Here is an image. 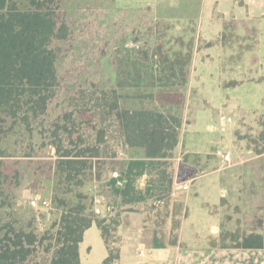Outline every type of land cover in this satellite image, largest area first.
<instances>
[{
	"label": "trees",
	"instance_id": "1",
	"mask_svg": "<svg viewBox=\"0 0 264 264\" xmlns=\"http://www.w3.org/2000/svg\"><path fill=\"white\" fill-rule=\"evenodd\" d=\"M68 1L72 0H0V264H34L44 243L45 252L53 249L50 264H80L78 246L83 233L93 225L100 229L107 247L103 264H117L120 250L113 246L116 241L111 239V232L121 224L116 222L112 229L104 218L93 217L90 196L76 190L87 176L100 181L103 173L98 166L107 164L103 162L107 157L100 153V146L106 143L105 130H95V115H102L100 124L112 121L123 145L141 150L148 161L128 162V172H121L110 182L116 191V183L125 180L126 194V177L140 178L146 163L172 159L178 145L181 119L162 109L179 107L185 96L179 91H152L158 88L154 85L159 82L158 69L147 64L149 52L138 45L139 34L154 32L157 23L153 10L146 7L129 20L131 12L111 13L102 0L92 2L98 5L81 0L77 7ZM158 47L160 52L155 50L151 56L153 60L159 53L155 65L169 64ZM189 64L190 54L168 66L170 71L180 67L183 86L188 80L184 69ZM143 89H151L147 98L154 97L161 109L125 107L124 103L135 100L136 93ZM78 122L95 131L92 144L80 136L73 138L77 133L70 125L75 128ZM235 135L247 142L253 154L243 165L241 195L246 171L252 178L258 176L264 199V130L259 133L260 144ZM40 145L54 149L59 183L64 186L52 198L58 221L44 232L34 219L18 224L10 210L13 197L7 192L21 183L18 162L34 157ZM3 159L14 161L9 166L12 173ZM112 164L108 162V166ZM241 204L251 212L244 211L236 229L225 235L232 246L221 248L264 250V204L251 206V201L243 197ZM235 210L240 213V207ZM179 226L175 242L170 229L171 245L178 242Z\"/></svg>",
	"mask_w": 264,
	"mask_h": 264
},
{
	"label": "rangeland",
	"instance_id": "2",
	"mask_svg": "<svg viewBox=\"0 0 264 264\" xmlns=\"http://www.w3.org/2000/svg\"><path fill=\"white\" fill-rule=\"evenodd\" d=\"M84 1V0H83ZM85 3H99V0H85ZM105 9L111 13L116 11L131 12L129 20L138 11L150 7L154 12L156 25L154 32L139 34V46H145L149 52L147 64L158 69L154 85L158 88L153 92H182L185 96L179 107L167 106L162 111L179 116L181 127L178 131V140L185 149L199 151L208 155L201 158L199 155H179L177 159H161L144 165L140 178L126 177L129 186L127 193L123 192L125 180L111 186L113 179L119 178L121 172H128V162L145 161L143 153L138 149L126 148L120 138L117 128L111 121L100 124L102 115H95L97 130H105L106 143L100 146L101 156L107 162L100 168L103 176L100 181L85 178V183L76 188L86 196L90 211L96 204L100 214L92 212L93 217L107 220L113 229L116 222L121 225L130 224L129 216L142 214L149 226L168 225L172 232V241L175 242L176 229L187 216V231L195 230L202 235L211 232L213 224L219 218L208 213L215 211L219 206L222 192L229 202L236 203L238 198V174L240 168L235 166L223 169L221 165L234 162L246 163L252 156L247 142L239 138L248 137L259 141V133L264 130V0H102ZM246 3V6L242 4ZM81 0L68 1V4L77 7ZM94 4V3H92ZM98 5V4H94ZM130 40V39H129ZM161 47V53L166 54L168 63L175 64L190 54L187 78L190 73L188 85L183 86L179 76L180 67L170 71L169 64H155L157 57L152 60L155 50ZM197 53V54H196ZM194 55V56H193ZM193 56V57H192ZM164 61V60H163ZM191 65V68H190ZM156 66V67H155ZM109 70V67H107ZM166 69L163 73L160 71ZM136 93L135 100H127L124 105L128 108L161 109L153 98H147L151 89ZM140 99V100H137ZM85 115V117H88ZM224 130L221 121H227ZM263 123V127L260 125ZM75 127V126H74ZM89 126L79 122L72 128L77 136L93 143L96 133ZM39 143V142H38ZM216 150L227 152L230 155L229 163H219L220 157ZM31 159H21L17 170L21 175L18 187L10 188L8 192L13 198L11 211L19 225H25L34 219L41 232L50 230V226L58 221V212L54 209L52 198L64 186L60 184V175L57 173V156L52 147L37 146ZM116 156L115 159L109 157ZM174 157V156H173ZM9 169L11 159H3ZM14 160V159H12ZM110 160V161H108ZM199 160V161H198ZM112 161V162H111ZM109 163H113L108 166ZM116 163V166H115ZM97 165V164H96ZM108 168L105 170V168ZM115 167V169H113ZM111 168V169H110ZM140 169V167L138 168ZM135 169V170H138ZM205 176L197 179V176ZM243 178L244 188L241 197L249 199L251 206L264 204L258 176L252 178V173L246 172ZM188 189H184V185ZM39 197L40 201H47L49 205L41 204L32 207L30 198ZM97 201V202H96ZM240 213L235 207L225 205L223 210V225L219 236L210 239L212 246L231 247L232 242L225 237L234 230H226V224L232 220L236 222L244 211L239 204ZM213 208V209H212ZM253 212V211H252ZM192 223L193 226L190 227ZM228 226V225H227ZM190 228V229H189ZM117 229V228H116ZM55 229L53 232H56ZM111 239L116 241L113 246H119V229L111 232ZM213 246V247H214ZM44 246L40 248L34 259V264H50L53 249L45 252ZM149 256V253H148ZM224 259V258H223ZM227 259V258H225ZM255 263H264V258L252 256ZM249 259V260H250ZM244 255L236 257V264L245 263Z\"/></svg>",
	"mask_w": 264,
	"mask_h": 264
},
{
	"label": "crops",
	"instance_id": "3",
	"mask_svg": "<svg viewBox=\"0 0 264 264\" xmlns=\"http://www.w3.org/2000/svg\"><path fill=\"white\" fill-rule=\"evenodd\" d=\"M246 6V3L242 2ZM197 54V53H196ZM194 56V55H193ZM192 56V57H193ZM193 58L191 60L192 64ZM191 68V65H190ZM190 73L188 76L187 84L189 82ZM186 87V86H185ZM224 130V128H222ZM252 153V152H251ZM193 154L199 155L201 158L208 155L201 154L199 151L185 149L184 145L178 141L177 147L173 151V159H177L179 155ZM251 157L248 158L251 159ZM219 163L222 164V161ZM243 162H232L227 165H221L223 169L232 167H239L238 174V198L236 203L229 202L224 199L225 194L222 192V199L219 206H214L215 211L209 212L219 218L217 224H213L211 232L206 235L195 230L187 231L186 222L187 216L181 221L178 229V242L176 245L170 243V227L168 225L161 227H151L144 224L142 214H132L129 216L130 224H124L119 227V259L117 264H236V257L244 255V259H248L245 263H255V259H250L252 256L264 258V250H244L235 248H221L219 246H212L209 243L210 239H215L219 236V231L223 225V210L220 207L231 205L239 207L241 203V188H242V175H243ZM264 165V160H263ZM206 174H201L193 179L190 186L200 177ZM264 179V169H263ZM264 191V181H263ZM224 200L225 204L222 203ZM212 208V209H213ZM237 220L228 222L226 230H235L237 227ZM228 225V226H227ZM193 226L192 223L190 227ZM190 229V228H189ZM142 251V254H140ZM79 263L80 264H103L108 252L104 240L101 236V231L95 225L88 228L83 233L82 241L78 246ZM149 253V256H148ZM224 258V259H223ZM227 258V259H225ZM250 259V260H249ZM264 264V263H262Z\"/></svg>",
	"mask_w": 264,
	"mask_h": 264
},
{
	"label": "built area",
	"instance_id": "4",
	"mask_svg": "<svg viewBox=\"0 0 264 264\" xmlns=\"http://www.w3.org/2000/svg\"><path fill=\"white\" fill-rule=\"evenodd\" d=\"M227 122H230V119H227V121H223L222 120L221 121V127L224 128ZM215 154L220 157V159H221V161L223 163H229L230 162V155L227 152H222L221 150H216ZM184 189H188V185L187 184L184 185ZM30 204H31L32 207H36V206H38L40 204H41L42 207H47L49 205V203L47 201H44V200L40 201L39 197L30 198ZM92 212L95 213V214H100L101 213V209L95 204L93 209H92ZM140 254H142V251H140Z\"/></svg>",
	"mask_w": 264,
	"mask_h": 264
}]
</instances>
